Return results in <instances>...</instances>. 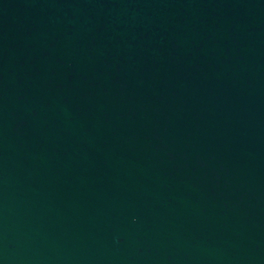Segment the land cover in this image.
<instances>
[{"label": "water", "instance_id": "95a60500", "mask_svg": "<svg viewBox=\"0 0 264 264\" xmlns=\"http://www.w3.org/2000/svg\"><path fill=\"white\" fill-rule=\"evenodd\" d=\"M0 264H264V0H0Z\"/></svg>", "mask_w": 264, "mask_h": 264}]
</instances>
